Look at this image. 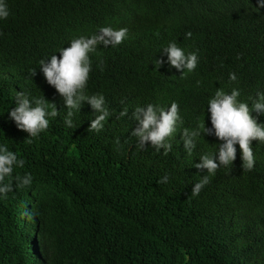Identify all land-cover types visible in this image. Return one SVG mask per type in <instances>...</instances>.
<instances>
[{
  "label": "trees",
  "instance_id": "trees-1",
  "mask_svg": "<svg viewBox=\"0 0 264 264\" xmlns=\"http://www.w3.org/2000/svg\"><path fill=\"white\" fill-rule=\"evenodd\" d=\"M7 2L10 15L0 19V142L25 160L16 171L30 172L33 181L0 198V264H264V142H252L251 169L237 144L234 163L217 168L193 195L207 174L193 161L215 151L217 137L204 134L189 155L179 130L167 153L150 142L141 147L131 135L137 105L175 100L183 126L204 118L211 126L206 107L217 87H238L243 100L264 90V7L257 0ZM102 26L129 29L120 44L89 53L87 92L103 93L111 115L103 129L91 130L94 113L84 101L68 127L63 97L39 62ZM170 41L197 52L193 71L169 66L163 48ZM19 90L57 106L38 137L9 117ZM165 173L170 182L158 183Z\"/></svg>",
  "mask_w": 264,
  "mask_h": 264
},
{
  "label": "clouds",
  "instance_id": "clouds-1",
  "mask_svg": "<svg viewBox=\"0 0 264 264\" xmlns=\"http://www.w3.org/2000/svg\"><path fill=\"white\" fill-rule=\"evenodd\" d=\"M257 8L264 7V0H257ZM10 15L7 0H0V19H6ZM129 29L127 26L114 28L102 26L90 35H79L70 40L68 46L60 48L47 58H41L40 70L46 81L53 85L63 97L67 107L64 122L68 127L74 126L73 117L81 111L84 101L91 105L94 118L90 120V129L100 131L111 112L106 105L103 93L88 94L87 82L92 68L89 53L95 52L97 46L103 44L118 45L127 38ZM188 36L192 33L188 32ZM167 54L169 66H175L186 74L195 69L198 62L197 52H186L175 41H170L163 48ZM57 52L59 55H57ZM159 59V63H163ZM36 69L33 70V74ZM235 72L229 73V80L237 81ZM199 83V82H198ZM241 91L233 87L226 91L217 87L209 97L206 111L210 113L211 126L206 124V119H201L193 127L183 126L184 118L181 115L180 105L173 100L164 106L149 102L146 105H137L132 115L137 126L132 129L131 135L137 138V144L145 147L150 142L155 149L161 148L165 153L172 149L171 138L179 130L183 148L192 155L197 148L199 139L204 134H211L218 138L215 151H204L199 159L193 161L195 167L206 170L192 186V194L198 195L210 182L217 168L234 163L237 155V144L241 149V160L248 169L255 163L252 149L253 140L264 142V121L259 119L264 115V90H257L255 96H249L247 100L240 99ZM43 96L33 95L31 92L19 90L16 92L14 107L8 109L9 117L16 126L25 130L30 137H38L48 129L50 119L58 116L56 104ZM251 101V103H249ZM125 108L120 115L127 114ZM256 113L257 115H254ZM119 143V141H117ZM25 160L12 150L7 142H0V198L13 192L15 188L30 186L33 176L30 172L21 174L16 171L22 169ZM205 172V171H204ZM170 174L165 173L158 183L170 182Z\"/></svg>",
  "mask_w": 264,
  "mask_h": 264
}]
</instances>
